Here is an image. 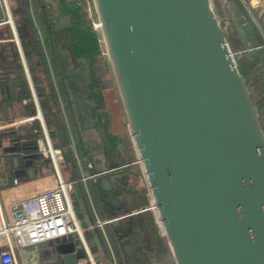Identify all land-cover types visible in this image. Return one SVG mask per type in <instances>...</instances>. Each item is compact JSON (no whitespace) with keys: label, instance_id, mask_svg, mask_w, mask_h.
I'll list each match as a JSON object with an SVG mask.
<instances>
[{"label":"water","instance_id":"obj_1","mask_svg":"<svg viewBox=\"0 0 264 264\" xmlns=\"http://www.w3.org/2000/svg\"><path fill=\"white\" fill-rule=\"evenodd\" d=\"M223 1L243 49L232 47L213 0H91L134 150L176 264H264V126L236 57L247 51L264 67V46L236 0ZM67 75L77 115L83 102H91L85 129L78 125L83 134L99 132L106 158L112 149L95 124V101L82 100L86 92L79 94L72 73ZM85 142L102 186L111 187L118 178L104 173L118 164L110 160L104 166L101 148ZM35 158L15 156L16 174L26 175ZM133 222V211H120L105 223L121 231ZM40 244L42 264H80L84 243L77 233Z\"/></svg>","mask_w":264,"mask_h":264},{"label":"crops","instance_id":"obj_2","mask_svg":"<svg viewBox=\"0 0 264 264\" xmlns=\"http://www.w3.org/2000/svg\"><path fill=\"white\" fill-rule=\"evenodd\" d=\"M28 1L30 2V0ZM44 1L47 6L46 9L51 15V22H55V24H53V28L51 27L50 29L46 26V28H43V31L41 28H38V33L41 36L40 40L43 51L47 49L43 62H45L49 67V70H47L48 76H46V78L44 77L43 81L39 78L37 81V77L40 75L39 69L41 66H39L37 71L32 68L34 72L31 69V64L34 68L36 67L35 61L37 60V57L33 56L31 60L27 59L16 22L12 20L11 23V21L8 20L9 17H11V11L10 15L8 14V19H5L4 14L3 17H1V14L3 12L5 13L6 9L0 7V29L5 23H9L13 29L14 39L18 45L20 57L27 78V85H25V87L27 86L28 88V92L25 93L26 95L24 98L20 95L22 90L19 81L14 79H12V81L8 80L11 75L14 77L16 74L13 72L9 74L7 71L0 68V74L2 76L4 75L3 77L5 78V80L3 77L0 78V138L3 142V147H0V200L2 201L0 207L7 211L13 200L34 195L39 190L54 185L55 177L52 176L53 168L50 166L51 163L47 158L42 157L37 150H19L12 152L4 151V148L6 147L19 146L18 142H15L13 139H19L21 143H24L27 140L29 141L30 136H32L33 128L42 127V124L44 123L49 130L53 144L63 151L68 148L74 157L73 159L75 162H70L64 153L65 162L62 165V174L66 180L74 183V187L71 190V192H74V199L71 197V192L69 197L74 206L76 216L83 232V236L80 237L84 243L83 249L80 250V264H126L123 261V249L121 248L118 240V233L110 223H105L113 216L114 213L110 212L107 209V206L100 201L99 193L105 188L103 189L101 187V190L100 187H97V183L100 178L96 175L98 170L97 162L95 161L94 155L90 151V146L87 142H85V139H83V133L79 131L77 124H75L70 118L69 108L67 107L68 97L66 93H64V85L59 74L60 60L58 59V55L54 47V42L56 41L58 44H63L66 45V47L71 48L65 44V39L60 36H64L65 33L63 32L64 29L62 30V27H60L59 19L66 15L70 21V16L74 15L76 17L72 19V26L77 27V19L80 17L78 8L81 0ZM88 2L90 3L91 0H88ZM249 2L251 5L252 15H250L247 10V14L245 12L244 13L253 24L262 41L263 36L261 31L264 33V0H249ZM18 4L19 3L16 0V4L13 8L19 6ZM42 5H44V3H42ZM66 7H70V9L67 10ZM66 25L69 26V22ZM1 37L2 36L0 35V43L5 42L6 39ZM46 40L48 43H46ZM74 55H83L90 59L92 58L81 53V51L74 52ZM33 75L36 79L33 78ZM110 81L111 84L107 81V88L104 90L105 95H107L114 86L111 78ZM50 83H53L54 88L49 86L51 85ZM47 86H49V88ZM41 88L44 89L45 94L40 92ZM49 90L50 94L52 91L53 94H57L59 107L62 112L61 120L58 118V115L54 114V110L48 105V96L50 95ZM35 93L38 98L39 107H37L33 102V95ZM7 102L9 103L8 106ZM46 109L50 111L48 120L45 113ZM120 110L121 111H116L113 122L109 119L107 122L103 121L102 124L105 135L110 137L111 140H118L119 138L121 139L122 137H125V120L122 109L120 108ZM39 114H41L42 119ZM30 117L33 118L21 121L22 119ZM122 118L124 121L123 125H121L122 128H120L116 126V123H118V120L122 122ZM85 138L89 141H93L94 143L96 140L101 141L98 131L95 135L90 132V134L88 136L86 135ZM83 149H86L85 153ZM22 152L24 154L27 153L35 155L36 158L34 159L33 167L28 166V169H25L27 171L26 175L20 176L16 174L18 169L15 168L13 158ZM101 156L103 157V165L107 166L108 159H106L103 155ZM134 170H137V172L143 174L144 176L140 162H136L134 164ZM31 171H35V177H31ZM87 175L91 177L87 180H83V177ZM16 178L19 179L18 183L15 182ZM128 181L129 186L125 191L128 195L122 197L120 208L127 212L137 211L135 214L137 218L136 221L141 226V229H144L145 226H147V222L148 225L153 228L156 227L157 217L153 209H149L152 214L146 211L139 212L143 207H150L153 204L152 195L146 179H140L137 175L131 174L128 176ZM146 213H148V215ZM149 220L151 222L153 220V223L151 224ZM41 254L42 247L40 243L16 248L18 264H42L43 258L41 257Z\"/></svg>","mask_w":264,"mask_h":264},{"label":"flooded vegetation","instance_id":"obj_3","mask_svg":"<svg viewBox=\"0 0 264 264\" xmlns=\"http://www.w3.org/2000/svg\"><path fill=\"white\" fill-rule=\"evenodd\" d=\"M75 17L76 16H74V15L70 16V21L68 20V18H66V20L63 21V17L61 19H59L60 27H62L61 29L62 30L66 29L68 27L66 25L68 22H69V26L72 25V19H74ZM53 24H55V22L54 23L48 22V25H47L48 28L49 29L51 27L53 28V26H54ZM56 29H58V28H56ZM46 46H47V44H46ZM54 47H55L56 53L58 55V59L60 60V70H59L60 73L59 74L61 76V80H62V83L64 85V91H65L64 93H66V95L68 97L67 107L69 108L71 120L75 124H77L79 131L81 133H83L82 130L85 129V127L83 125L84 124L83 115H84V113L86 114V113L90 112L91 102L90 103H86V101L83 102L82 105H80V107H78V110L81 112L77 115V113L73 107V101L71 99L70 93L68 92L67 82L70 83V78L67 75L68 71H70L72 73V76L74 79L73 86L75 85L77 87V92L79 94L86 92V95L83 94L82 100L88 99V100H94L95 101L96 105L94 107V112H93L94 115L93 116L95 118H98V122H95V124L97 126H102L103 121L107 122L110 118L106 114V111H104L103 109H101L99 107L102 104L100 102V99H102V96H101V94L98 96V94H99L98 89L104 90L105 88H107L105 80L102 81L103 84L100 85V81L98 79L99 77H98V70L97 69L100 67L99 60L98 61L95 60V62H94V60L92 58L90 59V58L83 56V55L75 56L72 48L66 47V45H63V44H58L56 41L54 42ZM44 52L46 53L47 49H45ZM64 52H66L65 55H64ZM67 56H69L70 58ZM65 57H67V59H65ZM84 58L87 59L88 66L86 65V63L83 62L82 59H84ZM68 60H71V62H70L71 64L69 63V67L66 66V63L69 62ZM83 66H84V70L87 69V72H88L87 77L84 76V72L82 69ZM93 72H95V74ZM93 75H95V80L93 78ZM96 83H99L100 86H96ZM70 85L72 87L71 83H70ZM75 101H78V99L76 98ZM33 102L37 106L35 99L33 100ZM79 121L82 123V130L80 129V127L78 125ZM82 135H83V139H86L85 138L86 134H82ZM107 138L111 144L110 148L112 149V151H109V156L106 157V159H108V164H109V161L112 160L116 164H118V166L115 168L109 169V171L107 173H104V175H108L107 176L108 178L117 177L118 182H112L111 187L105 188V189H107V190H105L104 187L102 186L101 174L100 175L96 174L100 177L99 182L97 183V187H100V188L102 187L104 189V190H102V188H101V190L103 192L101 191L99 193L100 201L105 206H107V209L110 212H112L114 214H117L120 211H122L123 213L132 212V211L127 212V211L123 210L122 208H120V204H121L122 197L125 195L126 196L128 195L125 193L126 188L129 186L128 176H130L131 174H135L140 179L144 178L143 174L137 172V170H134V164L136 162H139V160H138V157H137L135 150H134L133 140H132V138L130 139V136H129V138L125 136V137H122L121 139L119 138L118 140H116V139L111 140L110 137H107ZM94 146L101 148V152H100L101 155H103L104 152L107 150L106 148L103 147V143H101V141L99 144H97L95 141ZM85 150L86 149H83L84 153H85ZM107 167H108V165H107ZM109 192H112V195H109ZM149 209H151V210L153 209L156 213V210L153 207V204L150 207H147V206L143 207L142 209H140L139 212L146 211V212L150 213ZM148 213H146V214L148 215ZM134 214H136V212H134ZM150 214H152V213H150ZM156 217H157V223H156V227H154V228L152 226L148 225V222H147V226H145L144 229L140 228V230L138 231L137 227H136V224H138L136 221L137 220L136 215H135V222H133L130 227L125 228V229L122 228L121 231H117V229L114 227L115 231L118 233L117 234L118 240L120 242L121 248L123 249V253H124V255L127 256V263L126 264H157L156 252H154L153 254L150 255L148 253V248L145 245V241L143 240L144 231L147 230V228L149 229V231H151L152 234H154L155 237H157V234H155V232L158 230L157 224H158L160 229H161V226H160V222L158 221L159 217H158L157 213H156ZM124 223H126V222L124 221ZM150 223L152 224L153 220H152V222L150 221ZM154 225H155V223H154ZM133 254L136 257V259L134 261L131 259V255H133Z\"/></svg>","mask_w":264,"mask_h":264},{"label":"built area","instance_id":"obj_4","mask_svg":"<svg viewBox=\"0 0 264 264\" xmlns=\"http://www.w3.org/2000/svg\"><path fill=\"white\" fill-rule=\"evenodd\" d=\"M240 1L252 15L249 0ZM0 7L5 8L10 15L8 0H0ZM94 26L99 28L97 20L94 21ZM261 34L264 46V33L261 31ZM33 97L39 107L36 93ZM39 116L42 119L41 114ZM31 118L33 117L21 121ZM41 133L37 139L38 152L42 157L51 160L55 183L39 190L34 195L13 200L7 211L0 207V264H18L17 247L36 245L69 233H77L79 237L83 236L81 225L69 197L74 183L66 180L62 174V165L65 162L63 150L53 144L49 130L44 123ZM90 177L89 175L84 176L83 180ZM15 182L18 183L19 179L16 178ZM1 202L0 200V206Z\"/></svg>","mask_w":264,"mask_h":264},{"label":"rangeland","instance_id":"obj_5","mask_svg":"<svg viewBox=\"0 0 264 264\" xmlns=\"http://www.w3.org/2000/svg\"><path fill=\"white\" fill-rule=\"evenodd\" d=\"M8 1L10 4V11H11L12 20L14 22H16L17 15H15L13 13V11H14L13 7L16 4V0H8ZM213 3H214V7H215V9H216V11L220 17L222 24L227 29V36H228L229 41L231 43V35L234 34L235 37L238 35H237V33L235 34V32H234V27H233L232 22H231L232 16H231V13L227 7L228 4L223 0H213ZM18 5H19L18 8L21 12V18L26 19L25 18V12L27 11V6L25 4V1L20 0V4H18ZM36 6H37L36 0H30L29 8H30V11L32 14V18L37 23L38 28H46V25L44 22L45 16L42 15L43 9L39 8L36 10ZM66 9L68 10V9H70V7H66ZM78 12L80 13V17H81V18L79 17L77 19L78 26L77 27L76 26L74 27L72 25L68 26L63 31L65 33V35L64 36L60 35V36L65 39V44L70 46L74 52H80L81 51V53L92 57L94 62H95V60L96 61L99 60L100 67L97 70H98V77H99L98 79L100 81V85L103 84L102 81H104V80H105L106 84H107V81H109V84H111L110 78L112 79V82L114 83V86L112 87L111 91L107 95H105V93H104V90L106 88L104 90L97 88L99 90L98 96L100 94L102 96V99H100V102L102 104L99 107L101 109H103L104 111H106V114L109 116V118H110V120H112V122L115 119L116 111H121L120 110V108H121L123 116H124V120H125V122H124L125 131H126L125 136L128 138L130 136V139H131L132 137L130 134V129H129V126H128V123H127V120H126V117L124 114V110H123V107L121 104V100H120L115 82H114V78H113V74H112V71L110 68L109 60H108V57L106 54L105 46H104L103 41H102L100 29L96 28L94 26V21L97 19H96L95 11H94L93 6H92V2L89 3L88 0H81L80 6L78 8ZM3 14H4V18L8 19V13L3 12ZM79 47H80V49H79ZM245 55L246 54H243V53L236 55L239 64H241L239 58L240 57L245 58ZM246 62L249 63L247 59H246ZM107 63H108V65H107ZM248 69L252 74V78L255 81V85L257 83V86H255V89H253L254 91L252 89L251 90H252V96H253L255 102L260 108L261 120H262V123L264 126V90L260 91L258 88L259 82H257V73L254 69V66L249 64ZM93 73L95 74V72H93ZM93 78L95 80V75H93ZM262 79H261V82H262ZM100 85H99V83H96V86H100ZM124 120H123V118H122V122H120L118 120V123H116V126L122 128L121 125H123ZM69 121H70V119H69ZM63 153H65V152H63ZM64 157H65V154H64ZM144 179H146L145 175H144ZM71 197L74 199V192H71ZM157 227H158V230L155 232V234H157V237H155L154 234H152L148 228H147V230L144 231L143 240L145 241V245L148 248V253L151 255L154 252H156L157 264H176L174 255L171 251V248H170V245L168 243L166 236L164 235L163 231L159 228L158 224H157ZM64 237H66V235L60 236L57 238H52L49 240V244L52 245L56 241H59V240L63 239ZM123 261L125 263H127V256L124 255V253H123Z\"/></svg>","mask_w":264,"mask_h":264},{"label":"trees","instance_id":"obj_6","mask_svg":"<svg viewBox=\"0 0 264 264\" xmlns=\"http://www.w3.org/2000/svg\"><path fill=\"white\" fill-rule=\"evenodd\" d=\"M20 4V0H17ZM25 4L27 6V11L25 12V18L23 19L21 18V12L17 7L14 8L13 13L15 15H17L16 17V26L18 28L19 34H20V38H21V42L23 44V48L26 54V57L28 60H31V58L37 57V60L35 61V68L33 67V65L31 64V69H35L36 71L40 69V75L37 77V81L38 78L43 81V78L46 76H48V72L47 70H49L48 65L43 62V59H45V52L43 51V47H42V43H41V36L38 33V27H37V23L33 20L32 18V14L29 8V4L30 2L28 0H24ZM44 3V5H42V3ZM236 2L239 4V6L241 7V9L247 14L246 9L244 8V6L242 5L240 0H236ZM39 4V5H38ZM42 6H41V5ZM36 10L39 9L40 7L43 9L42 11V15L45 16L44 22L45 25H48V22H51V15L49 13V11L46 9V3L45 1H41V0H36ZM231 16H232V12L229 8V6L227 5ZM1 17H3V13L1 14ZM41 21V20H40ZM43 30V28H41ZM234 32L236 34V31L234 29ZM0 35L2 36L1 38L6 39L5 42L0 43V68L3 69L4 71H7V73L11 74L12 72L15 73L16 75L14 77H12V75L8 78L9 81H12V79L14 80H18L19 84L21 85V93L20 95L23 96L25 98V93L28 92V88L27 86L25 87V85H27V78H26V74L24 71V66L20 57V52H19V48L18 45L14 39V33H13V29L11 27V25L9 23H5L1 29H0ZM46 43H48V41L46 40ZM231 44L233 46V48L235 50H240L243 49V46L241 45V40L238 38V36H234L231 35ZM246 54L245 58L240 57V63L241 66L244 70V73L248 76V82L249 85L251 86V89H255V86H257V83L255 85V81L252 78V74L249 71V64L254 66V69L257 73V82H259L258 84V88L259 90H264V67L261 65V63L259 62L258 57H253L250 58L248 56V52L247 51H242L238 54ZM246 59L248 60L249 63L246 62ZM32 69V70H33ZM34 72V70H33ZM4 76V75H3ZM0 74V78L3 77ZM33 78L36 79V77L33 75ZM263 78V79H262ZM3 79L5 80V78L3 77ZM262 79V82H261ZM47 81V80H46ZM51 87H53V83H50ZM49 86H47L49 88ZM46 87V86H45ZM44 88V87H43ZM41 88L40 92H43L45 94L44 89ZM54 88V87H53ZM254 91V90H253ZM49 94H50V90H49ZM57 94H53L52 93L48 96V100L49 103L48 105L51 107V109L54 110V114L58 115V118H62V112L61 109L59 107V102L57 99ZM9 105V103L7 102V106ZM47 110V111H46ZM45 110L46 116H47V120H48V115L50 113V111H48V109ZM41 126L40 127H34L32 130V136H30L29 141L27 140L24 143H21L19 139H13L15 140V142H18L19 146L22 151H35V150H39L38 144H37V139L41 136ZM65 149V147H64ZM63 152H65L67 159L70 162H75L74 161V157L72 156V152L66 148ZM27 154V153H25ZM48 161L51 163L50 166L53 168L52 162L51 160L48 159Z\"/></svg>","mask_w":264,"mask_h":264}]
</instances>
